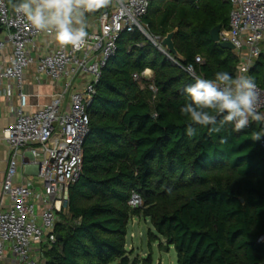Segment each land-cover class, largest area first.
<instances>
[{
    "label": "trees",
    "instance_id": "obj_1",
    "mask_svg": "<svg viewBox=\"0 0 264 264\" xmlns=\"http://www.w3.org/2000/svg\"><path fill=\"white\" fill-rule=\"evenodd\" d=\"M230 9L228 0H151L140 18L146 34L121 31L87 106L81 170L45 264H135L126 248L134 216L150 220L151 240L173 245L178 264H264V147L253 138L260 123L213 133L193 124L189 136L180 113L197 77L238 76L236 50L210 34L228 27ZM172 31L176 55L149 38L161 42ZM247 74L264 87V53ZM133 192L140 205L129 203Z\"/></svg>",
    "mask_w": 264,
    "mask_h": 264
},
{
    "label": "built area",
    "instance_id": "obj_2",
    "mask_svg": "<svg viewBox=\"0 0 264 264\" xmlns=\"http://www.w3.org/2000/svg\"><path fill=\"white\" fill-rule=\"evenodd\" d=\"M150 1L112 0L108 7L99 10L98 28L88 32L83 45L79 48L59 45L36 57L37 38L47 33L35 30L17 16L13 5L19 0H0V27L7 31L0 47L5 42L11 45L6 62L0 64V80L13 79L20 87L26 68L36 63L38 73L63 81L61 89L37 109L27 111L19 105L14 120L3 129L9 157L1 188L10 203L0 208V263L6 259H11L12 264L46 263L45 246L57 239L56 225L60 212L66 211L69 185L81 170L82 145L89 130L87 106L96 91L95 84L116 51L121 31L137 27L143 32L140 18ZM228 1L229 24L220 30L219 39L234 44L241 57L238 76H247L255 59L264 53L260 47L264 43V0ZM185 69L195 75L191 64ZM149 73V69L142 72L151 77ZM134 77L138 75L135 73ZM255 84L256 110L263 115L264 87ZM150 88L155 90L153 85ZM6 92L12 93L11 85ZM19 95L23 94L19 91ZM260 125V144L264 147V121ZM22 148H27L30 154L39 187L31 179L15 180ZM129 203L140 205V196L133 192Z\"/></svg>",
    "mask_w": 264,
    "mask_h": 264
},
{
    "label": "clouds",
    "instance_id": "obj_3",
    "mask_svg": "<svg viewBox=\"0 0 264 264\" xmlns=\"http://www.w3.org/2000/svg\"><path fill=\"white\" fill-rule=\"evenodd\" d=\"M112 0H19L13 5L18 17L35 30L45 32L62 46L79 48L88 36L87 16L108 7ZM200 61V57H196ZM255 82L245 75L233 78L228 72H217L214 79L197 77L184 92L188 102L180 113L190 121L186 128L189 136L196 135L193 124L207 127L209 133L219 132L225 124L239 131L251 121H264L256 110L258 93ZM262 133L253 138L260 139Z\"/></svg>",
    "mask_w": 264,
    "mask_h": 264
},
{
    "label": "crops",
    "instance_id": "obj_4",
    "mask_svg": "<svg viewBox=\"0 0 264 264\" xmlns=\"http://www.w3.org/2000/svg\"><path fill=\"white\" fill-rule=\"evenodd\" d=\"M99 10L94 13L86 14L87 32L98 28ZM6 30L0 32V41L5 39ZM59 45L48 34L38 36L34 54L36 57L44 54L47 50L54 49ZM11 51V45L8 42L0 47V64H4ZM150 70V69H149ZM152 75V71L150 73ZM150 75V76H151ZM63 81L52 80L44 73H38L36 63L30 64L25 72L22 85L17 86L13 79L3 78L0 80V208H4L10 203L8 195L2 192V181L6 172L9 146L3 137V129L9 125L15 117V110L19 105L27 111H33L47 103L51 97L62 87ZM11 85L12 93L7 94L6 89ZM19 91L23 95H19ZM31 179L34 186L39 187V181L36 177V168L30 164V154L27 148H22L18 156V170L15 176L17 182ZM0 264H12L11 259H6Z\"/></svg>",
    "mask_w": 264,
    "mask_h": 264
},
{
    "label": "rangeland",
    "instance_id": "obj_5",
    "mask_svg": "<svg viewBox=\"0 0 264 264\" xmlns=\"http://www.w3.org/2000/svg\"><path fill=\"white\" fill-rule=\"evenodd\" d=\"M260 47L264 51V43H261ZM237 54L241 58L240 53ZM149 229L155 232L149 219L134 216L129 220L126 248L130 261L135 264H178L173 245L167 246L163 238L151 240Z\"/></svg>",
    "mask_w": 264,
    "mask_h": 264
},
{
    "label": "water",
    "instance_id": "obj_6",
    "mask_svg": "<svg viewBox=\"0 0 264 264\" xmlns=\"http://www.w3.org/2000/svg\"><path fill=\"white\" fill-rule=\"evenodd\" d=\"M222 29L220 24L215 25L211 31V37L212 39L217 42L221 47L224 48H229V49H235V46L232 42L230 41H225V40H220L219 39V33L220 30ZM144 33L145 30H143ZM173 34L174 32H169L165 37L162 38L161 42H157L153 37L149 36V38L151 39V41L162 51H164L165 53H172L174 55L177 54V50L174 46V42H173ZM262 114L264 115V110L262 111ZM258 123H260L261 121H257ZM60 233H57V238H60Z\"/></svg>",
    "mask_w": 264,
    "mask_h": 264
}]
</instances>
